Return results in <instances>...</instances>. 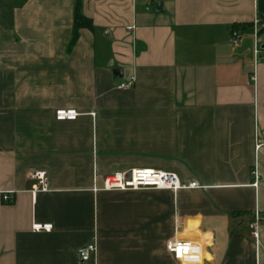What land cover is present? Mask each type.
I'll return each mask as SVG.
<instances>
[{
    "label": "crops",
    "instance_id": "0c3cea01",
    "mask_svg": "<svg viewBox=\"0 0 264 264\" xmlns=\"http://www.w3.org/2000/svg\"><path fill=\"white\" fill-rule=\"evenodd\" d=\"M77 5L93 29L70 45ZM255 42L264 0H0V264H179L173 239L199 244V264H264V226L257 243L249 228L264 216ZM131 169L198 188L94 190ZM35 170L50 192L33 198Z\"/></svg>",
    "mask_w": 264,
    "mask_h": 264
},
{
    "label": "built area",
    "instance_id": "2783aa9c",
    "mask_svg": "<svg viewBox=\"0 0 264 264\" xmlns=\"http://www.w3.org/2000/svg\"><path fill=\"white\" fill-rule=\"evenodd\" d=\"M263 26L259 22H254L255 33H257ZM129 30V29H127ZM240 39L238 31L230 33V43L236 45ZM254 58L256 61H264V46L255 42ZM134 81L131 79L126 84H121L119 89H129L133 86ZM80 117V113L72 109H59L54 112V119L57 122H72ZM254 187H257V173L253 172ZM30 179L34 182L30 193L33 198L39 193L50 192L47 173L45 170H35L31 173ZM196 183L190 182L182 184L178 177L169 172L158 171L154 169H131L125 173H115L103 179L100 189L95 191L105 192H126V191H140V190H154V191H171L177 192L180 190L197 189ZM13 193H3L2 201L11 203ZM253 222L249 225L251 230V238L257 243L259 238V229L264 226V216L255 211L253 215ZM34 233L46 232L52 230L50 224H33L31 227ZM166 251L179 264H199L201 260V247L192 240L173 239L166 243ZM96 247L93 242L80 247L77 250V256L81 263H86L92 256L95 255Z\"/></svg>",
    "mask_w": 264,
    "mask_h": 264
},
{
    "label": "trees",
    "instance_id": "16d2710c",
    "mask_svg": "<svg viewBox=\"0 0 264 264\" xmlns=\"http://www.w3.org/2000/svg\"><path fill=\"white\" fill-rule=\"evenodd\" d=\"M84 28L92 30L93 25L89 20H87L81 15L79 11V7L77 5L74 10V24H73V32H72V38L70 41V45H73L76 42V40L78 39L79 30L84 29Z\"/></svg>",
    "mask_w": 264,
    "mask_h": 264
},
{
    "label": "water",
    "instance_id": "95a60500",
    "mask_svg": "<svg viewBox=\"0 0 264 264\" xmlns=\"http://www.w3.org/2000/svg\"><path fill=\"white\" fill-rule=\"evenodd\" d=\"M114 75H115V76L120 75V71H119V70H115V71H114Z\"/></svg>",
    "mask_w": 264,
    "mask_h": 264
}]
</instances>
